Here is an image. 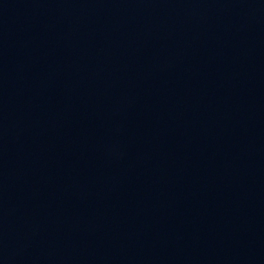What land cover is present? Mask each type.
Returning a JSON list of instances; mask_svg holds the SVG:
<instances>
[{
    "label": "water",
    "instance_id": "1",
    "mask_svg": "<svg viewBox=\"0 0 264 264\" xmlns=\"http://www.w3.org/2000/svg\"><path fill=\"white\" fill-rule=\"evenodd\" d=\"M0 264H264V0H0Z\"/></svg>",
    "mask_w": 264,
    "mask_h": 264
}]
</instances>
